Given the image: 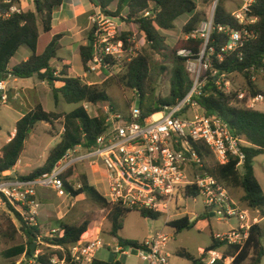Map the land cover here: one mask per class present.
I'll list each match as a JSON object with an SVG mask.
<instances>
[{"label": "trees", "instance_id": "16d2710c", "mask_svg": "<svg viewBox=\"0 0 264 264\" xmlns=\"http://www.w3.org/2000/svg\"><path fill=\"white\" fill-rule=\"evenodd\" d=\"M113 1L99 0V5L110 14L119 16L128 23L138 24L147 45L128 64L124 74L119 77L120 81L137 91L139 107L145 115L161 111L165 106L174 105L184 99L194 85V80L187 68V61L200 58L205 45L204 37L193 36L200 23L196 0H119L115 11L110 9ZM33 2L34 9H27L9 17L0 15V73L5 76L10 72L17 78H29L37 75L40 80L47 81L51 86L56 103L62 96L65 101L80 105L70 112H59L48 111L42 104H37L16 122L14 136L2 147L0 152V172L11 170L18 163L29 136L28 130L38 122H46L52 126L57 122H62L65 128L59 142L50 150L45 164L29 174L21 175L23 178H33L51 170L63 158L68 149L77 145H82L86 149L94 148L97 137L106 129V117L103 115L92 116L84 103L97 106L110 99L106 84H91L85 82L81 77L70 76L69 65H63L59 75H55L57 70L52 66L51 60L58 56L59 36H55L42 53L37 52V46L41 28L45 32L51 31L54 10L61 6L64 0H33ZM7 8L8 5L0 0V10L4 12ZM125 10H127L126 14H124ZM146 10L151 11L149 16L143 15ZM186 13L192 14L183 27V31L188 37L180 40L176 48L170 49L164 31L173 29L175 20ZM249 16L257 18L255 23L246 26L249 31H253L255 36L247 37L242 46L235 50L223 51V48L230 42L231 31L241 30L243 26L239 24L233 13L226 9L222 0L217 1L213 29L203 57V62L208 64L206 71L201 76L204 84L201 86L200 93L193 96V100L201 105L206 114L221 116L229 122L235 134L249 143L243 146L246 154L244 163L242 166H238L239 159L232 157L227 163L215 161L214 165L209 167L206 165L205 159L208 155H212L210 149L203 142L194 143V148L205 163L204 170L222 181L231 193L233 190H241L240 201L251 209H260L264 214V188L256 175L254 166L255 159L264 154V111L245 106L250 94H263V91L258 89L254 77L259 72L264 73V0H257L252 5ZM220 26L223 27V30H219ZM124 35H122L123 38H125ZM22 46L29 47L32 51L31 55L27 60L10 68L12 58ZM179 49L189 50L190 55H180ZM92 50L91 41L80 46L81 62L85 71L92 56ZM166 50H170V54L166 57L172 63L170 93L166 98H157L155 95L156 77L152 69L153 55ZM234 73L241 74L246 79L247 88L243 90L246 93L244 100L238 98L240 90L232 89L230 92H226L220 88L219 82L222 75L225 74L228 79L229 75ZM55 81H60L62 85L56 87ZM188 113L187 107L180 115L186 117ZM70 176H72V169L64 175V178ZM65 188L72 196L86 193L97 205L109 210L110 235L117 238L118 243L122 246L139 247L141 245L138 240L119 236L129 212L137 210L142 216L152 219H159L162 216L161 212L129 208L121 203L108 201L104 194L90 183L86 174L81 176L80 187L76 188L71 181L65 180ZM186 194L197 197L200 193L196 187H188ZM8 208L20 224L17 227L12 223L14 234L20 231L27 241L8 248L5 251V256L15 260L26 254V259L21 264H29L30 260L37 264H54L51 261L54 254H58L60 257L66 255L69 264H75L70 262L69 246L92 236V221L89 218L77 224L62 223L60 227L63 230V235L46 236L44 241L50 245L61 246L63 250L47 246L46 251L37 252L28 258L33 242L37 243V249H39V245L43 244L38 240L43 232L42 226L39 223L31 225L12 206H8ZM210 217V213L204 211L195 220H191L189 215H185L170 221L168 225L173 227L177 234L185 229H193L198 220ZM216 249L223 251L224 258L235 256L232 264H246L247 262L248 264H261L264 257V226L259 223L253 224L249 231V237L243 245L222 242L216 239L212 232V241L205 248V252ZM178 253L188 259L191 264H205V254L196 257L185 248L180 249ZM223 263L224 259L218 260L214 264ZM94 264L123 263L118 258L113 261L96 258Z\"/></svg>", "mask_w": 264, "mask_h": 264}, {"label": "built area", "instance_id": "2783aa9c", "mask_svg": "<svg viewBox=\"0 0 264 264\" xmlns=\"http://www.w3.org/2000/svg\"><path fill=\"white\" fill-rule=\"evenodd\" d=\"M241 1L233 16L243 28L231 31L230 42L223 51L235 50L242 46L247 37L255 36L246 26L257 20L249 16L250 9L257 0ZM3 2L8 8L4 12L0 10V15L9 17L24 11L17 0ZM214 11L208 30L204 29L207 33L201 34L205 38V46L213 29ZM150 13V10H146L143 15L149 16ZM89 19L92 23L90 41L93 50L87 63L86 77L96 75L101 77L102 81L117 77L126 71L128 64L139 54L136 48L140 33L132 32L134 27L139 26L110 14L100 5L94 8ZM219 30H223V27L220 26ZM179 54L189 56L190 51L184 49L179 51ZM203 57L204 51L199 58L201 64ZM204 65L205 68L208 67L207 63ZM201 76L200 68L193 77L194 85L186 97L174 105L165 106L161 111L145 115L139 106L132 105L129 113L122 116L111 110L106 117V129L97 137L94 148L86 149L77 145L68 149L51 170L33 178H23L11 170L0 172V205L12 206L31 225H35L38 223L41 205L36 199L38 190L50 188L59 196H66L69 193L65 188V180L70 181L71 176L64 178V175L78 162L94 165L96 160L100 159L106 169L105 197L108 201L121 203L129 208L169 215L171 203L177 201L180 194L188 196V187H196L199 195L204 198L205 211H208L210 216L213 213L219 220L232 217L239 219L238 228L214 233L215 238L227 244L243 245L249 237L251 226L258 221L253 213L255 209L235 198L222 181L204 170L205 163L196 152L194 143L203 142L216 162L227 163L232 157H237L238 166H242L246 157L243 150L246 141L233 132L228 121L216 114H206L201 105L193 100V96L200 93L204 84ZM13 77L14 75L8 72L0 78V100L4 104L7 103L8 86ZM230 84L223 74L219 82L220 88L230 92ZM245 94L244 91H239L238 98L244 100ZM263 102L264 94H250L245 106L255 109ZM187 107L188 116H181L180 113ZM64 131L63 127L62 132ZM57 234L62 236L63 230L53 228L46 236L53 237ZM46 236L40 235L38 240L53 249L63 250L61 246L46 243ZM170 238L168 233L157 231L142 241L139 247L132 249L144 264H171V253L168 249ZM113 239L116 240L115 237ZM106 245L118 255H129L125 246L119 243H105L100 233H96L69 246L70 262L94 264L97 253ZM203 254L206 264H214L222 259L223 264H232L235 259V256L224 258L223 251L218 249L207 252L204 249ZM24 256L26 259V254ZM51 261L54 264H69L66 255L60 257L54 254ZM29 264L37 263L30 260Z\"/></svg>", "mask_w": 264, "mask_h": 264}, {"label": "rangeland", "instance_id": "374dc122", "mask_svg": "<svg viewBox=\"0 0 264 264\" xmlns=\"http://www.w3.org/2000/svg\"><path fill=\"white\" fill-rule=\"evenodd\" d=\"M118 1L119 0H114L111 3V10H116ZM222 1L226 9L231 13L235 12L240 7L242 2L241 0ZM196 2L198 4L197 13L200 17V23L198 24L197 31L193 34V36H201L202 33H207V27L209 28L212 20L215 1L196 0ZM126 12L127 10L124 11V14H126ZM191 17L192 14H182L175 20V27L173 29L164 31L167 35V43L170 46V49L176 48L180 40L188 37L183 31V27ZM132 30V32L140 33V41L138 42L136 48L139 53L143 51L147 45L145 44L143 34L140 32L139 28L134 27ZM50 36L51 32L41 30L39 38V49L41 51ZM24 49H26V47H24ZM181 50L184 49H179L178 53ZM202 51H204L205 54V45ZM169 54L170 50H166L161 53H154L153 55L152 69L156 77L155 95L157 98H166L170 93L172 63L171 60L166 57V55ZM20 55L21 52L15 56L14 59L18 60ZM162 67H165V69H162ZM187 68L192 79L197 75L200 68L201 74H203L207 69L205 68L203 61L201 64L199 58L187 61ZM72 74L74 76L84 74V69H82V64L78 57L72 59ZM120 75L109 78L106 81H102V78L97 77L96 75H89L83 79L85 82L91 84H106L107 91L110 95L109 101L105 103H101L97 106L87 104V110L92 116L103 115L108 117L111 110L116 114L126 116L129 113L130 106H139V94L135 89L121 82L119 78ZM228 79L231 83V90L237 89L243 91L247 88L246 79L241 74H231ZM254 79L258 89L262 90L264 94V73H257ZM35 83L40 85V80L37 75H33L29 78H20L17 82L9 84L7 91V103L4 104L0 100V152L2 147L15 134L16 122L20 117L18 112L26 110L25 108H27L22 102L11 99L10 87L13 86L14 88H20L23 85H34ZM44 104L46 110L48 111L70 112L77 107V104L65 101L62 96L59 103L56 105L50 90L44 96ZM255 109L264 111V102L260 103ZM62 128V122H57L53 126L46 122H38L29 132V136L20 156L22 161H18L19 166L14 170V172L18 175L29 174L37 168L42 167L45 164L50 150L59 142ZM205 162L207 166H213L215 163L213 155H208ZM254 165L257 177L264 188V154L255 159ZM71 169L72 176L70 181L74 184V187H80L81 176L83 174L87 175V171H89L92 182L97 185V188L104 194V196L106 195V169L100 159H97L96 164L94 165H91L89 162H78ZM232 194L235 198L239 199L242 191L233 190ZM36 199L41 204L37 221L42 226L43 236H46L45 233L53 228H60L62 223L77 224L82 222L84 219L89 218L92 221V231L100 233L105 243H118V239L116 238V240H114L110 235L111 224L108 220L109 210L97 205L86 193L78 196H72L70 194L66 196H59L50 188H41L37 192ZM205 210L206 208L202 195L193 197L180 194L177 201L171 203L169 215L163 213L159 219L144 217L137 210L129 212L125 218L124 227L119 232V236L125 239L141 240L146 236L154 235L159 230L164 231L171 235L168 244V249L171 253L170 263H191L188 259L179 255L178 251L180 249L185 248L196 257H201L203 254L201 249H205L212 241V232H227L231 228H238L239 226L238 217H232L227 220H219L218 217L215 216L207 218L208 225L202 229L194 227L190 230L185 229L177 234H175L174 228L168 225L170 221L185 215H189L192 218L199 217ZM42 211H45L47 219L43 218ZM12 223H14L17 227L20 226L8 206L5 207L0 205V264H14L15 262L16 264H20L25 260V256L16 258L15 260L8 259L5 256V251L8 248L17 244L26 243L27 241L26 237L20 231L14 234ZM13 234L14 236L11 237ZM46 247L47 245L45 244H42L41 246L39 245V249L36 250V253L46 251ZM124 248L129 255L122 254L118 256V254L112 251V248L110 249V247L106 245L97 253V257L108 261H113L118 257L123 264H139L140 260L136 255V251H134L130 246H125ZM246 264H248V262ZM262 264H264V257Z\"/></svg>", "mask_w": 264, "mask_h": 264}, {"label": "crops", "instance_id": "0c3cea01", "mask_svg": "<svg viewBox=\"0 0 264 264\" xmlns=\"http://www.w3.org/2000/svg\"><path fill=\"white\" fill-rule=\"evenodd\" d=\"M17 1L21 4V6L23 7L24 10L34 9L33 0H17ZM98 6H99V4L97 3L96 0H66V1L64 0L63 4L61 6H58L57 8H55L52 29H51V31H49V32H51V36L48 39L45 46L43 47L42 51L39 49V42H38V46H37V52L42 53V52H44V50L46 49L48 44L52 41V39L55 36H59L58 42L60 43V49L58 51V56H57V58H54L51 60L52 66L57 70L55 75H59L63 65L66 64V65H69V67H70L69 68L70 76H74L72 74V59L78 57L80 59V62H81L80 46L90 42V40H91L90 35L92 32V23L89 19V16L94 12V8L98 7ZM84 17H85V19H84ZM41 30H43V29L41 28ZM24 47H26V49H24ZM20 52H21L20 58L18 60H15L14 59L15 56L20 54ZM31 53H32V51L29 47L22 46L17 51L15 56L12 58L10 68L15 64H18L22 61L27 60L29 58V56L31 55ZM81 64H82V62H81ZM82 69H84L83 65H82ZM77 77H82L84 79L86 77L85 69H84V74H79V75H77ZM18 80H20V78H17L14 76L10 80L9 84H13V82H17ZM39 84L40 85H37L36 83L34 85H23L20 88H14L13 86L10 87L11 99L22 102L27 107V108H25L26 110L18 112L20 114L19 119L27 111H29L30 109L35 107L37 104H42L43 107L46 109L45 104H44V96L49 92V90L52 92V88L48 84L47 81L40 80ZM61 85H62V83L60 81H55L56 87H60ZM52 95H53V92H52ZM53 98H54V95H53ZM60 98H61V96L59 97L58 102L57 103L55 102L56 105L59 103ZM87 104H90V103H84L85 106H87ZM79 105L80 104H77V106H79ZM50 111H52V110H50ZM248 144H249L248 142H245V145H248ZM21 161L22 160L20 158L19 162H21ZM19 162L11 169V171H14L19 166ZM255 172H256V169H255ZM20 175H26V174H20ZM87 176H88L90 183L97 187V185L92 182L91 175H90L89 171H87ZM253 213H254V216H256L258 218L257 223L264 226V214H263V212L260 209H255ZM42 216L44 219H47L45 211H42ZM189 217L191 218V220H195L197 218V217L192 218L191 216H189ZM207 225H208L207 219H201V220L197 221L195 228H201L202 229V228L206 227ZM49 231H47L45 233V235H48ZM159 231H161V230H159ZM96 233L97 232L92 231V235L96 234ZM41 235H43V232ZM151 236L152 235L146 236L145 238H143L141 240L140 239H134V240H138V241L142 242V241L150 238ZM203 250L204 249L202 248L201 251L203 252ZM118 256H120V255H118ZM139 264H144V263L143 262L141 263V261H140ZM187 264H191V263H187ZM261 264H262V262H261Z\"/></svg>", "mask_w": 264, "mask_h": 264}, {"label": "water", "instance_id": "95a60500", "mask_svg": "<svg viewBox=\"0 0 264 264\" xmlns=\"http://www.w3.org/2000/svg\"><path fill=\"white\" fill-rule=\"evenodd\" d=\"M97 3L99 4V0H96ZM218 0L215 1V7H216V3H217ZM92 44V42H91ZM2 74L0 73V78H1ZM158 106V104L156 103V107ZM31 129L28 130V132H30ZM211 216H213V213H211ZM36 250H37V243L36 242H33L31 244V252L28 254V258H31L33 255L36 254Z\"/></svg>", "mask_w": 264, "mask_h": 264}]
</instances>
